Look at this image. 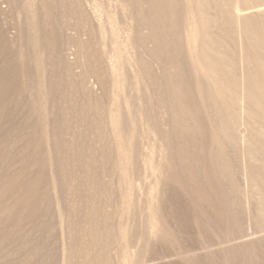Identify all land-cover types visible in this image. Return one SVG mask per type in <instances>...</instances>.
<instances>
[{
  "label": "rangeland",
  "instance_id": "rangeland-1",
  "mask_svg": "<svg viewBox=\"0 0 264 264\" xmlns=\"http://www.w3.org/2000/svg\"><path fill=\"white\" fill-rule=\"evenodd\" d=\"M263 140L264 0H0V264H264Z\"/></svg>",
  "mask_w": 264,
  "mask_h": 264
},
{
  "label": "bare ground",
  "instance_id": "bare-ground-1",
  "mask_svg": "<svg viewBox=\"0 0 264 264\" xmlns=\"http://www.w3.org/2000/svg\"><path fill=\"white\" fill-rule=\"evenodd\" d=\"M154 5V4H153ZM161 7V6H160ZM160 21H162V20H160ZM157 25V24H156ZM162 25V24H161ZM114 26V25H113ZM155 32V31H154ZM121 40V39H120ZM118 43V42H117ZM118 52V51H117ZM214 56V55H213ZM94 62V61H93ZM117 64V63H116ZM213 78V77H212ZM255 90V89H254ZM116 91V90H115ZM114 91V92H115ZM258 91H259V89H258ZM219 92V91H218ZM234 98V97H233ZM252 98H253V96H252ZM236 99V98H235ZM234 108V107H233ZM102 116V115H101ZM252 123H254V122H252ZM233 124V123H232ZM262 127V126H261ZM81 133V132H80ZM258 135V134H257ZM264 141V140H263Z\"/></svg>",
  "mask_w": 264,
  "mask_h": 264
}]
</instances>
